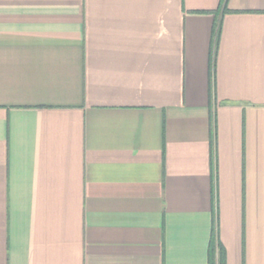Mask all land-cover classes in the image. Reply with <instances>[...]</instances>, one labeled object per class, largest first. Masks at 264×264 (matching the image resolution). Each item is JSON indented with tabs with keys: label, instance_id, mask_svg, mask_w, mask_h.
<instances>
[{
	"label": "crops",
	"instance_id": "obj_1",
	"mask_svg": "<svg viewBox=\"0 0 264 264\" xmlns=\"http://www.w3.org/2000/svg\"><path fill=\"white\" fill-rule=\"evenodd\" d=\"M264 264V0H0V264Z\"/></svg>",
	"mask_w": 264,
	"mask_h": 264
},
{
	"label": "trees",
	"instance_id": "obj_2",
	"mask_svg": "<svg viewBox=\"0 0 264 264\" xmlns=\"http://www.w3.org/2000/svg\"><path fill=\"white\" fill-rule=\"evenodd\" d=\"M223 250L213 243L211 244L210 247V260H209V264H225L224 263V258H223Z\"/></svg>",
	"mask_w": 264,
	"mask_h": 264
}]
</instances>
